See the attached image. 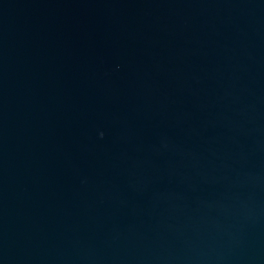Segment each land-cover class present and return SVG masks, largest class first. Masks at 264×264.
Segmentation results:
<instances>
[{"label": "water", "instance_id": "95a60500", "mask_svg": "<svg viewBox=\"0 0 264 264\" xmlns=\"http://www.w3.org/2000/svg\"><path fill=\"white\" fill-rule=\"evenodd\" d=\"M0 264H264V0H0Z\"/></svg>", "mask_w": 264, "mask_h": 264}]
</instances>
